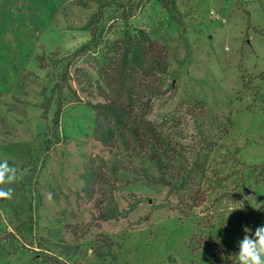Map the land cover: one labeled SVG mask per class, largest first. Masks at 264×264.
I'll use <instances>...</instances> for the list:
<instances>
[{
	"label": "rangeland",
	"instance_id": "374dc122",
	"mask_svg": "<svg viewBox=\"0 0 264 264\" xmlns=\"http://www.w3.org/2000/svg\"><path fill=\"white\" fill-rule=\"evenodd\" d=\"M77 1L0 0V161L17 169L0 264H47L40 237L81 247L53 251L62 264H238L244 229L264 225V0H117L94 36L96 3ZM148 44L161 93L135 92ZM121 60L157 136L146 152L95 136L91 105ZM100 234L115 262L95 257Z\"/></svg>",
	"mask_w": 264,
	"mask_h": 264
},
{
	"label": "trees",
	"instance_id": "16d2710c",
	"mask_svg": "<svg viewBox=\"0 0 264 264\" xmlns=\"http://www.w3.org/2000/svg\"><path fill=\"white\" fill-rule=\"evenodd\" d=\"M89 1L95 2L97 6L96 11L91 14L87 22V27L90 29L91 35L94 36L97 29V24L103 17L102 10L106 6L118 4V2L117 0ZM77 4L80 6H85L87 1L85 2L84 0H78ZM124 21H126V19H124ZM149 45L150 44L144 48L146 59L142 73L146 76V78L143 79V83L140 81L137 82V88H135V92L137 93H139L141 89L149 94L161 93V91H163L161 86L156 85L153 88L150 85L152 83L149 84V82H147L150 81L149 79L153 75H164L167 72L165 57H163V55L156 50L153 52L150 48L151 46ZM85 50V47L76 49L74 53L69 56L71 60L68 62V64L73 59H75L78 54ZM52 54L53 55L46 57L49 61H53V57L58 55L57 52L56 54ZM46 58L43 57L40 64L41 68H46ZM123 65L124 62L121 60L116 68H112L109 70V72L105 73L103 78L105 90L101 94L104 100L91 105L96 111L94 120L95 136L96 139L104 145H109L112 141H121L122 143H125L129 140L132 141L139 150L146 152L148 147L157 141V136L153 125L145 120L146 113L140 112L135 108V99L137 95L135 94V96H133L127 91V88L122 80ZM259 79H263V76L260 75ZM55 81V86L67 84V79L65 78L64 73L56 76ZM155 84L156 80L154 85ZM41 105L43 108V113L46 114L49 111V102L43 101ZM84 176L86 175L84 174ZM3 207L4 206L0 201V210H3ZM111 215L112 214H108L107 216L111 217ZM13 228L17 233L22 232L17 226H14ZM7 235L15 240L18 239L13 232H9ZM32 240L33 239H31L30 242ZM34 240L38 242L37 244L40 247H46L43 261H45L47 264H62V259H59L56 254H53V251H57L60 255L59 257L72 261H74V259L83 251L78 245L66 244L60 241L51 242V239L46 237L35 238ZM97 240L98 245L92 246V251L95 257L103 260L110 258L113 262H115L117 260L116 249L118 244L103 234L98 235ZM209 247L213 248L217 253V250L213 246L209 245ZM63 263H67L66 260H63Z\"/></svg>",
	"mask_w": 264,
	"mask_h": 264
},
{
	"label": "clouds",
	"instance_id": "9594fccd",
	"mask_svg": "<svg viewBox=\"0 0 264 264\" xmlns=\"http://www.w3.org/2000/svg\"><path fill=\"white\" fill-rule=\"evenodd\" d=\"M16 179L17 169L10 166L7 159L0 161V199L12 198L13 189L4 186L14 183ZM244 231L245 235L238 241V264H264V225L256 227L254 233L247 227Z\"/></svg>",
	"mask_w": 264,
	"mask_h": 264
},
{
	"label": "water",
	"instance_id": "95a60500",
	"mask_svg": "<svg viewBox=\"0 0 264 264\" xmlns=\"http://www.w3.org/2000/svg\"><path fill=\"white\" fill-rule=\"evenodd\" d=\"M148 202H150L151 200L150 199H147Z\"/></svg>",
	"mask_w": 264,
	"mask_h": 264
}]
</instances>
